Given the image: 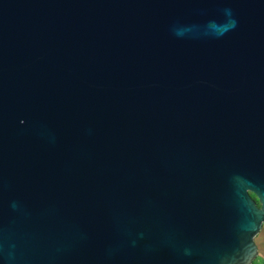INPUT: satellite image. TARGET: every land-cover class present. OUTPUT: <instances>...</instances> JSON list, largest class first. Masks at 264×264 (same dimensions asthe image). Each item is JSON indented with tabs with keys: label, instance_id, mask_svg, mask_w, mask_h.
I'll return each mask as SVG.
<instances>
[{
	"label": "water",
	"instance_id": "1",
	"mask_svg": "<svg viewBox=\"0 0 264 264\" xmlns=\"http://www.w3.org/2000/svg\"><path fill=\"white\" fill-rule=\"evenodd\" d=\"M264 0H0V264H253Z\"/></svg>",
	"mask_w": 264,
	"mask_h": 264
},
{
	"label": "rangeland",
	"instance_id": "2",
	"mask_svg": "<svg viewBox=\"0 0 264 264\" xmlns=\"http://www.w3.org/2000/svg\"><path fill=\"white\" fill-rule=\"evenodd\" d=\"M255 240H256L257 245L262 247V250H260V252H262V254L264 255V246H263L264 245V226L261 232L256 236ZM259 257L260 256L258 255V257L256 258L257 262H259Z\"/></svg>",
	"mask_w": 264,
	"mask_h": 264
},
{
	"label": "crops",
	"instance_id": "3",
	"mask_svg": "<svg viewBox=\"0 0 264 264\" xmlns=\"http://www.w3.org/2000/svg\"><path fill=\"white\" fill-rule=\"evenodd\" d=\"M264 246V245H263ZM258 247H259V252H260V250H262V247L261 246H259L258 245ZM259 262H258V264H264V255L262 254V252H260L259 253Z\"/></svg>",
	"mask_w": 264,
	"mask_h": 264
},
{
	"label": "trees",
	"instance_id": "4",
	"mask_svg": "<svg viewBox=\"0 0 264 264\" xmlns=\"http://www.w3.org/2000/svg\"><path fill=\"white\" fill-rule=\"evenodd\" d=\"M253 264H258V262L255 260V261L253 262Z\"/></svg>",
	"mask_w": 264,
	"mask_h": 264
}]
</instances>
